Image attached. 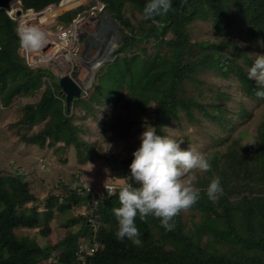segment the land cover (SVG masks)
I'll use <instances>...</instances> for the list:
<instances>
[{
    "label": "trees",
    "instance_id": "1",
    "mask_svg": "<svg viewBox=\"0 0 264 264\" xmlns=\"http://www.w3.org/2000/svg\"><path fill=\"white\" fill-rule=\"evenodd\" d=\"M8 1L0 0V103L7 106L15 97L33 96L39 91L36 101L22 105L16 123L23 128L38 123L42 126L30 134L19 135L20 141L42 149L59 145L66 150L72 145L78 158L87 160L92 150L90 142L81 136V129L73 122L70 106H65L52 71L42 66L29 67L19 55L16 22L2 9ZM59 1L21 0L24 8L36 11ZM99 1L117 20L123 36L114 49L115 57L95 73L89 99L122 98L141 111L153 103L151 126L164 136V126L170 119H179L180 113L188 122H197L196 112L212 122L223 117L216 102L207 110L196 97L184 94L183 82H194L197 70H211L224 79L234 77L245 97H256V81L249 79L245 70L250 59L242 51L234 58L227 56L222 50L227 42L221 39L190 41L188 27L193 19H206L221 34L229 32L241 18L249 37L258 39L264 52V0H172L174 11L150 20L143 18L147 0ZM126 3L142 14L137 25L123 13ZM77 10L60 14L58 21L67 24ZM158 23L163 26L158 27ZM150 39L156 42L147 51L143 44ZM194 47L199 51L190 57ZM43 76L53 82L40 91ZM85 102L81 96L73 100L77 104ZM251 139L256 143L242 146L236 141L239 145H227L222 153L208 155L212 168L206 172L205 181L219 176L223 195L212 202L205 193V181H199L200 199L190 210L198 212L200 220L191 227H185L181 213L175 218L172 231H166L157 218L149 216L144 222L137 217L141 246L127 238L121 241L115 237L118 224L113 209L119 206L118 193L104 194L96 208L89 211L90 194L82 183L70 188L58 180V185L39 197L31 191L22 172L0 174V264H76L77 251L83 245L79 242L82 235L90 238L89 245L93 239L98 243V248L86 257L88 264H264V117L258 121ZM132 153L124 158L105 156L104 161L119 173L118 179H129L138 187L130 179ZM230 176L233 177L228 181ZM231 185L240 189L236 202L229 198L227 187ZM25 202L33 204L19 210ZM81 206L89 212L70 214L64 224L69 227L78 223V229L68 230L55 242L42 246L34 237L15 232L18 227L34 228L42 223L46 226L54 210L62 214ZM49 230L47 226L40 231L47 234ZM56 249L60 251L52 258Z\"/></svg>",
    "mask_w": 264,
    "mask_h": 264
},
{
    "label": "rangeland",
    "instance_id": "2",
    "mask_svg": "<svg viewBox=\"0 0 264 264\" xmlns=\"http://www.w3.org/2000/svg\"><path fill=\"white\" fill-rule=\"evenodd\" d=\"M77 4V6L73 5L63 9L64 7H61L58 2L57 5L52 4L51 7L57 13V20L60 14L76 9H78L77 11L84 10L85 19L92 12L96 16L100 14L101 3L98 0H79ZM123 13L134 25H137L142 19V14L132 8L129 3L124 5ZM188 38L190 41H219L221 39L227 42V45L222 49L227 56L234 58L239 51H242L250 59V64L245 65L246 72L253 63L255 55L264 53L261 42L249 37L248 28L241 18H238V22L232 26L229 32L221 34L214 30L209 20L193 19L188 27ZM155 42L150 39L143 46L147 51H150ZM192 50L190 57L199 51L197 47ZM91 53L94 55L95 50H92ZM87 60L88 58L84 62ZM84 62L76 60L69 63L67 67L58 65L54 67L52 64H42L41 66L50 69L55 80L66 74L76 79L81 85L87 84L81 95V98L86 102L77 104L72 101L70 104L73 122L81 129V136L90 142L92 148L88 152L87 160H83L82 157L78 158L72 145H69L66 150H61L59 145L42 149L37 145L20 141L19 135L25 132L30 134L42 126L41 123H38L31 128H23L16 123L22 112V105L36 101L39 91L33 96L15 97L7 106L0 103V174L13 175L14 172H22L24 180L29 182L31 191L39 197H44L47 189L58 185V180L64 181L70 188L83 182L96 190H100L106 183H124L126 180L118 179L117 174L119 173L107 165L104 157H127L140 146V135L145 127L151 126L153 103H150L145 111H141L127 104L122 98L89 99L93 90L95 73L103 64L95 68L93 77L88 82L90 73ZM195 76L194 82L191 83L187 80L183 82L184 94L196 97L207 110L210 109L212 102H216L223 117L218 122H212L209 117L196 112L197 122H188L186 117L180 113L179 119H170L164 126V136L182 139L183 143L180 145L182 149L192 146L206 156L222 153L227 145L246 146L245 143L251 140L258 121L264 117V100L257 97H245L234 77L224 79L211 70H197ZM42 80L44 84L40 91L53 82V79L47 76H43ZM42 162L46 164L47 169L40 168ZM193 174L197 177L194 182L195 187L198 186L199 181H205L208 176V173L199 171H195ZM232 177L230 176L228 181ZM208 184L209 182L205 181L206 187ZM232 185L227 187L230 192L229 198L231 202H236L241 193L238 192L240 189ZM32 204L33 202H25L19 210H26ZM39 210H42V206L39 207ZM80 210L72 209L62 214L54 210L52 218L46 226L42 223L34 228L18 227L15 232L17 235L34 237L40 245L44 246L62 238L68 230L78 229V223L69 227L64 224L70 214L77 215ZM40 212L42 213V211ZM181 214L182 222L186 228L200 220L199 214L195 210L189 209L182 211ZM47 226L50 229L49 233L42 234L40 230ZM89 240L87 235H82L79 238V242H82L83 245L90 243ZM92 241L97 242L94 239ZM59 251V249L54 250L51 257L54 258Z\"/></svg>",
    "mask_w": 264,
    "mask_h": 264
},
{
    "label": "clouds",
    "instance_id": "3",
    "mask_svg": "<svg viewBox=\"0 0 264 264\" xmlns=\"http://www.w3.org/2000/svg\"><path fill=\"white\" fill-rule=\"evenodd\" d=\"M98 2L100 1L98 0ZM100 3L101 13L103 3ZM170 11H174L172 0H147L143 7V18L150 20L155 17H166ZM81 12L84 15V10L78 11L76 15ZM99 16L100 14L96 16L92 12L91 15L86 17V22L94 19L96 22L93 26L86 28V31L81 34L82 37H86L90 32L94 31L98 24ZM157 26L162 27L163 25L158 23ZM81 35L80 39L83 43ZM17 36L20 46L29 51H38L46 43L47 39L45 33L36 26L19 27ZM247 77L256 81L257 90L255 95L257 98L264 100V54L255 55L253 63L247 69ZM74 80L81 87L79 95L81 96L85 87L76 79ZM181 143H183L182 139L178 140L177 138L158 135L156 129L152 126L145 127V130L141 133L140 146L133 151V160L129 165L130 179L139 186L134 187L128 179L120 184L118 188L111 187L106 189L108 196L118 193L119 206L113 209L118 224L115 232L117 240L122 241L127 238L132 244L141 246V232L136 226L137 217L144 222L147 221L149 216L157 218L166 231H172L175 228V218L182 211L189 210L200 199L201 190L194 186L197 177L193 173L195 171H211V157L206 156L192 146L182 149ZM255 143V139H251L245 144ZM45 169H47V166ZM87 187L89 190L88 185ZM205 193L212 202L219 200L220 196L223 195L219 176H214L211 179L205 189Z\"/></svg>",
    "mask_w": 264,
    "mask_h": 264
},
{
    "label": "built area",
    "instance_id": "4",
    "mask_svg": "<svg viewBox=\"0 0 264 264\" xmlns=\"http://www.w3.org/2000/svg\"><path fill=\"white\" fill-rule=\"evenodd\" d=\"M2 9L16 22V29L21 26H36L46 35V43L38 51H29L23 49L21 46L19 47V55L29 67L41 66L42 64H52L54 67L56 65L67 67L69 63L78 60L83 47L80 35L86 31L88 26L91 27L96 22L95 19L86 22L81 12L70 22L63 24L57 21V13L52 12L51 6L35 11L31 8H24L21 0H9L6 6H2ZM40 168H46V164L42 162ZM81 185L90 194L88 209L89 211H93L98 201L102 200L103 195L107 193L106 189L118 187L120 183H106L100 190H96L83 182ZM87 185L89 186V190ZM79 210L83 215L89 212L85 206H81ZM97 248V242H92L91 245H82L77 251L78 258L76 264H88L86 261L87 255H90Z\"/></svg>",
    "mask_w": 264,
    "mask_h": 264
},
{
    "label": "water",
    "instance_id": "5",
    "mask_svg": "<svg viewBox=\"0 0 264 264\" xmlns=\"http://www.w3.org/2000/svg\"><path fill=\"white\" fill-rule=\"evenodd\" d=\"M122 36L117 20L105 9H102L94 31L86 37L81 35L84 49L79 60L84 62L88 58L87 62H84L90 73L88 82L93 77L95 68L115 57L114 49L119 44ZM92 50L96 51L94 55L91 53ZM58 85L60 86L59 93L63 96L65 105L69 107L71 101L80 95L81 87L70 75L66 74L58 78ZM86 86L87 84H84V87Z\"/></svg>",
    "mask_w": 264,
    "mask_h": 264
},
{
    "label": "bare ground",
    "instance_id": "6",
    "mask_svg": "<svg viewBox=\"0 0 264 264\" xmlns=\"http://www.w3.org/2000/svg\"><path fill=\"white\" fill-rule=\"evenodd\" d=\"M78 2H79V0H61L60 5H61V7H64L63 9H65L67 7L70 8V6L76 5ZM52 12L54 13L55 11L53 10Z\"/></svg>",
    "mask_w": 264,
    "mask_h": 264
},
{
    "label": "flooded vegetation",
    "instance_id": "7",
    "mask_svg": "<svg viewBox=\"0 0 264 264\" xmlns=\"http://www.w3.org/2000/svg\"><path fill=\"white\" fill-rule=\"evenodd\" d=\"M86 35V34H85ZM84 48V47H83Z\"/></svg>",
    "mask_w": 264,
    "mask_h": 264
}]
</instances>
